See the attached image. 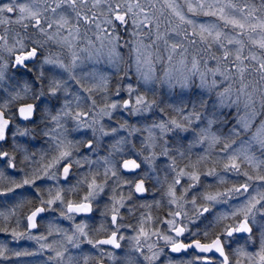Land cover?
<instances>
[{"label": "clouds", "instance_id": "9594fccd", "mask_svg": "<svg viewBox=\"0 0 264 264\" xmlns=\"http://www.w3.org/2000/svg\"><path fill=\"white\" fill-rule=\"evenodd\" d=\"M0 264H264V0H0Z\"/></svg>", "mask_w": 264, "mask_h": 264}]
</instances>
